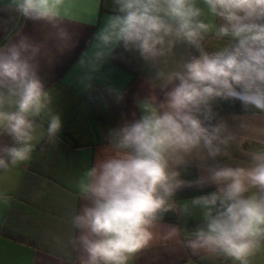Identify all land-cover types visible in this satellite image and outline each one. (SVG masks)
<instances>
[{"label": "clouds", "instance_id": "1", "mask_svg": "<svg viewBox=\"0 0 264 264\" xmlns=\"http://www.w3.org/2000/svg\"><path fill=\"white\" fill-rule=\"evenodd\" d=\"M113 11L95 39L111 51H135L155 64L178 43L196 48L198 56L179 70L157 71L164 91L143 102V114L110 129L106 143L77 183L82 201L71 216L79 264H132L156 239L166 213L176 208L175 192L184 184L175 165L206 150L215 159L230 137L223 123L212 124L211 103L239 100L264 112V0H111ZM202 3L203 7L200 6ZM63 0H17V10L32 21L57 28L51 37L64 52L76 43L58 27ZM217 23L206 22L205 11ZM222 42L208 53L201 41L209 32ZM227 38V39H224ZM40 46L28 37L0 48V170L31 159L35 142H57L62 128L50 108V96L39 75ZM169 85L171 87L169 88ZM206 182L217 191L193 198L203 227L190 234L193 254L214 253L233 264H249L264 247V150L251 154L247 167L216 165ZM188 205H184L187 211ZM170 226L165 239L178 235Z\"/></svg>", "mask_w": 264, "mask_h": 264}, {"label": "crops", "instance_id": "2", "mask_svg": "<svg viewBox=\"0 0 264 264\" xmlns=\"http://www.w3.org/2000/svg\"><path fill=\"white\" fill-rule=\"evenodd\" d=\"M62 11L64 20L56 24L68 29L76 43L61 53L50 39L57 28L25 18L17 10V0H0V48L24 37L40 46L39 75L49 93L50 108L62 120L57 142L38 139L29 161L0 170V264H79V252L71 243L76 234L71 216L82 203L77 183L83 172L106 143L110 129L138 119L149 97L163 99L167 89L159 88L157 71L179 70L185 60L199 55L196 48L178 43L152 64L123 47L106 50L95 37L113 11L111 0H63ZM204 11L202 18L215 25L216 19ZM221 43L210 31L201 46L212 53ZM218 123L226 125L223 135L230 137L226 145H220L228 155L211 159L201 149L185 157L174 166L184 181L178 190L217 191L216 185L206 182L208 168L247 167L251 154L264 150V112L222 114ZM11 143L8 137H0V145ZM192 199L174 202L178 224L162 223L154 229L156 239L132 264H233L214 253L193 254L187 247L190 234L204 224L202 211L190 204ZM170 226L179 234L165 239ZM249 264H264V247Z\"/></svg>", "mask_w": 264, "mask_h": 264}, {"label": "trees", "instance_id": "3", "mask_svg": "<svg viewBox=\"0 0 264 264\" xmlns=\"http://www.w3.org/2000/svg\"><path fill=\"white\" fill-rule=\"evenodd\" d=\"M211 108L214 113V119L211 121L212 124H217L219 117L222 114H243V113H253L256 112V109L248 106L245 107L239 100H229L224 101L217 99L211 103ZM215 191L212 188H198V189H189V190H177L172 197L173 202L179 200L191 199L200 195L208 194ZM163 223L170 225L178 224V213L174 209L165 214L163 218Z\"/></svg>", "mask_w": 264, "mask_h": 264}]
</instances>
